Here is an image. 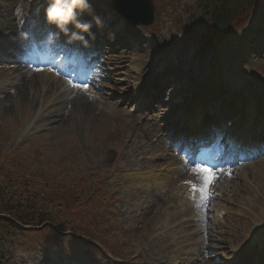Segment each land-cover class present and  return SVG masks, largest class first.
Wrapping results in <instances>:
<instances>
[{
  "label": "rangeland",
  "instance_id": "1",
  "mask_svg": "<svg viewBox=\"0 0 264 264\" xmlns=\"http://www.w3.org/2000/svg\"><path fill=\"white\" fill-rule=\"evenodd\" d=\"M111 1L89 0L91 14H83L86 22H91L93 16L111 21L115 31L125 35L116 50L103 56L98 70L100 78L88 84L87 88H97L95 93L99 95L96 100L82 96L85 106H91L85 107L86 112L70 107L52 129H42L39 121L54 112L56 105L44 99L36 107L29 104L30 97L22 105H15L14 110H6L7 102L10 107L15 102L8 98L7 89L15 82L14 75L7 72L13 65L0 69V211L4 217L16 212L23 218L35 216L31 226L37 227L13 229L0 222V254L14 256L13 264H41L37 262L42 260L38 254L45 251L44 245L54 253L81 249L82 244L76 246V233L81 234L80 238L88 237L80 256L89 263L95 260L99 264H218L212 256L238 254V250L244 249V234L260 233L259 223L264 221V173H250L260 166L246 170L243 178L236 174L234 178L238 180H231V185H201L196 196H205L203 211L195 205L193 210L179 209L175 202L182 197L187 184L176 176L175 184L169 180L159 190L150 192L144 186H125L122 172L154 174L152 171L159 167L177 164L166 150L165 139L151 136L154 129L160 134V115L155 116L151 108L146 115L148 120L135 126L130 118L131 109L122 105L123 97L118 96L119 91L129 93L133 87L144 86L161 75L160 71L164 73L167 65L161 63L163 59L173 63L172 70L184 63L178 68L182 71L180 76H170L171 95H189L194 85H199L201 93L216 86L207 82V77L192 79L197 72L190 70L184 60L189 58L194 41L209 37V29L196 23V17H202L203 10H207L198 0H153L154 21L148 31H142L114 18L109 8ZM255 1V7L264 5V0ZM24 6L25 9L21 8ZM31 9L28 1L0 0V27L5 29L9 19L13 24L20 23L16 13L23 10V14H30ZM249 9L224 30L223 41L231 35L246 37L243 30L259 11L253 13ZM133 43L137 46L132 47ZM246 44L231 52L236 60L226 64L227 74L221 72L227 77L223 76L225 81L239 91L248 85L259 89L264 84V50L258 52L257 47L261 39L255 41L254 47L252 44L250 48V40ZM247 48L248 55L244 53ZM173 49L178 55H174ZM181 60L183 63H178ZM100 96L106 101L99 105ZM152 104H156V110L161 107L157 102ZM163 112H167L166 106ZM132 116L137 119L139 115ZM129 136L132 138L125 141ZM179 169L177 175L184 173ZM244 182L247 185L243 186ZM246 186L251 193L240 192ZM209 193L213 196L210 201ZM243 227L247 232H243ZM259 243L251 238L250 248ZM205 247L208 248L204 256L200 250ZM62 258L56 255L53 262Z\"/></svg>",
  "mask_w": 264,
  "mask_h": 264
},
{
  "label": "bare ground",
  "instance_id": "2",
  "mask_svg": "<svg viewBox=\"0 0 264 264\" xmlns=\"http://www.w3.org/2000/svg\"><path fill=\"white\" fill-rule=\"evenodd\" d=\"M8 16V15H6ZM6 27H5V31H12L13 29V25L11 24L10 21H7L6 23ZM1 33V30H0ZM36 48V46H35ZM15 73H19V76L16 80V86L13 89V91L8 95L9 99L14 100V105L10 107V104H5V109L6 110H14L15 105H22L23 102H25L26 100H29V104H34L36 105H40L41 103L44 102V99L46 101L50 100L51 105H56L57 110L53 113H51L50 115H48L47 117L41 119L39 121V126L41 127H46V126H50L52 129V126L55 125L56 120L60 119L61 114H65V109H70V107L73 108H77L78 110L80 109V111H85V107H91V106H85L84 104V100H82V91L80 90L81 87H75V89H72L71 91H69L68 89L66 90H62V86H60V83L62 84V80H58L56 78H54L52 76L51 73L49 72H29L24 70L23 68H15V70L13 71ZM10 73V72H9ZM12 74V73H11ZM14 85V84H13ZM61 90V91H60ZM73 94V96H72ZM138 95H134V97H138ZM60 100V105L58 106L56 103L53 104L54 102ZM88 105V104H87ZM68 108H67V107ZM37 107V106H36ZM91 109V108H90ZM88 111H90L87 108ZM93 110V108H92ZM86 112V111H85ZM126 176H129L128 174H126L124 176V178ZM146 176V175H143ZM178 175H176L177 177ZM152 177V175H149L147 178ZM173 178H175V175L170 176L168 181L170 184H175ZM180 178H187V177H183L182 174L179 175L178 179ZM151 182H153V179L150 180ZM247 185L245 182L243 184V186ZM234 188V186H232ZM244 190L240 191V192H244V193H248L249 190L247 188V186L245 188H243ZM181 202V200H180Z\"/></svg>",
  "mask_w": 264,
  "mask_h": 264
},
{
  "label": "clouds",
  "instance_id": "3",
  "mask_svg": "<svg viewBox=\"0 0 264 264\" xmlns=\"http://www.w3.org/2000/svg\"><path fill=\"white\" fill-rule=\"evenodd\" d=\"M84 13L91 14L89 0H48V6L45 9L46 20L58 29V32L51 33L50 36L58 39L62 33L68 38L69 43L81 41L87 46L88 40L85 34L94 39V34L91 33L93 24L99 29L103 27V22L98 16H93L91 22L82 21L80 16Z\"/></svg>",
  "mask_w": 264,
  "mask_h": 264
},
{
  "label": "trees",
  "instance_id": "4",
  "mask_svg": "<svg viewBox=\"0 0 264 264\" xmlns=\"http://www.w3.org/2000/svg\"><path fill=\"white\" fill-rule=\"evenodd\" d=\"M254 0H207L206 2V8L210 6L209 10H207V15L210 16V23L212 22V27H215L216 30H219L223 28L224 26L228 25L231 20H233L238 13L240 9H242V6L245 4H253ZM237 4V7H234ZM239 4V5H238ZM207 24V22H204ZM2 200L0 198V208L2 207ZM17 207L12 208L13 211H15ZM18 214H13V216H10L9 219L1 218L0 222H2L4 226H13L12 221L19 222L20 224H25L33 221L35 216H31L29 218H23L19 212H16ZM1 214V211H0Z\"/></svg>",
  "mask_w": 264,
  "mask_h": 264
},
{
  "label": "water",
  "instance_id": "5",
  "mask_svg": "<svg viewBox=\"0 0 264 264\" xmlns=\"http://www.w3.org/2000/svg\"><path fill=\"white\" fill-rule=\"evenodd\" d=\"M113 7L134 23L151 22L153 6L150 0H116Z\"/></svg>",
  "mask_w": 264,
  "mask_h": 264
},
{
  "label": "snow or ice",
  "instance_id": "6",
  "mask_svg": "<svg viewBox=\"0 0 264 264\" xmlns=\"http://www.w3.org/2000/svg\"><path fill=\"white\" fill-rule=\"evenodd\" d=\"M83 87L85 88V89H87V87H88V85H83ZM200 172H202V173H204L205 174V176H204V180H205V184L207 185V184H210L211 182H212V180L215 178L212 174H211V172H210V170L209 169H201L200 170ZM190 183V182H189Z\"/></svg>",
  "mask_w": 264,
  "mask_h": 264
}]
</instances>
